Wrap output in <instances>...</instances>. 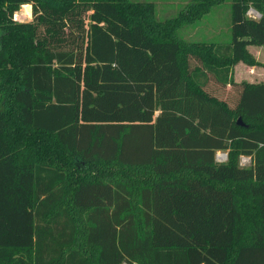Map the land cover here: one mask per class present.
I'll list each match as a JSON object with an SVG mask.
<instances>
[{
    "label": "trees",
    "instance_id": "trees-1",
    "mask_svg": "<svg viewBox=\"0 0 264 264\" xmlns=\"http://www.w3.org/2000/svg\"><path fill=\"white\" fill-rule=\"evenodd\" d=\"M223 1L0 0V264H264V81L200 80L263 65L264 0L178 35Z\"/></svg>",
    "mask_w": 264,
    "mask_h": 264
},
{
    "label": "rangeland",
    "instance_id": "rangeland-1",
    "mask_svg": "<svg viewBox=\"0 0 264 264\" xmlns=\"http://www.w3.org/2000/svg\"><path fill=\"white\" fill-rule=\"evenodd\" d=\"M152 1L155 4V13L158 20H164L177 14L189 0H140ZM29 4V3H26ZM23 5V4H22ZM22 5L13 13L16 21H33L32 9L30 15L25 14ZM31 6V4H29ZM247 15L252 18L258 17V12L250 7ZM178 35L189 41L213 43L218 46H226L231 42V0H225L214 5L210 11L204 14L199 20L185 25L178 30ZM223 48V47H222ZM194 64V62H193ZM233 77V73H232ZM234 79V78H233ZM204 81V88L219 99L234 106L241 89L240 82L234 84H222L215 79L212 73L206 72L200 77ZM236 80V79H235ZM238 80V79H237ZM217 151H226L219 149Z\"/></svg>",
    "mask_w": 264,
    "mask_h": 264
},
{
    "label": "crops",
    "instance_id": "crops-1",
    "mask_svg": "<svg viewBox=\"0 0 264 264\" xmlns=\"http://www.w3.org/2000/svg\"><path fill=\"white\" fill-rule=\"evenodd\" d=\"M247 48L255 59L263 65L250 66L243 62H238L231 70L233 72L234 81H247L253 83L264 81V45H249Z\"/></svg>",
    "mask_w": 264,
    "mask_h": 264
},
{
    "label": "built area",
    "instance_id": "built-area-1",
    "mask_svg": "<svg viewBox=\"0 0 264 264\" xmlns=\"http://www.w3.org/2000/svg\"><path fill=\"white\" fill-rule=\"evenodd\" d=\"M227 156L226 151H217L216 152V159L219 161L225 160ZM251 161V156L249 154H241L239 162L241 165H248Z\"/></svg>",
    "mask_w": 264,
    "mask_h": 264
},
{
    "label": "water",
    "instance_id": "water-1",
    "mask_svg": "<svg viewBox=\"0 0 264 264\" xmlns=\"http://www.w3.org/2000/svg\"><path fill=\"white\" fill-rule=\"evenodd\" d=\"M258 16H259V13H258ZM238 121H239V122H242L240 118L238 119Z\"/></svg>",
    "mask_w": 264,
    "mask_h": 264
}]
</instances>
